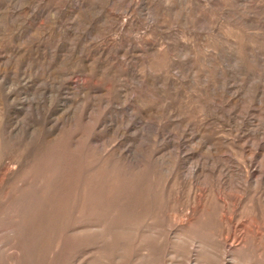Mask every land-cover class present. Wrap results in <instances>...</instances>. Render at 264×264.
<instances>
[{
  "label": "rangeland",
  "instance_id": "rangeland-1",
  "mask_svg": "<svg viewBox=\"0 0 264 264\" xmlns=\"http://www.w3.org/2000/svg\"><path fill=\"white\" fill-rule=\"evenodd\" d=\"M67 202L59 263L145 208L264 264V0H0V224Z\"/></svg>",
  "mask_w": 264,
  "mask_h": 264
},
{
  "label": "bare ground",
  "instance_id": "bare-ground-1",
  "mask_svg": "<svg viewBox=\"0 0 264 264\" xmlns=\"http://www.w3.org/2000/svg\"><path fill=\"white\" fill-rule=\"evenodd\" d=\"M28 207L32 208V204ZM144 209L126 214L120 222L106 223L99 227L103 246L97 253H89L92 250H89L91 246L86 241L82 247L80 245V249L73 250L66 258H62L60 263L59 240L56 239L57 242L53 244L54 256L48 252L52 248L53 234L54 238L59 232L61 235L88 239L92 229L88 216L85 217L82 212V206L80 210L73 211L67 202L59 212L62 216L64 213L68 219L65 223L54 229L52 226L44 229L41 225H32L31 234L28 233L30 229H26V220L28 217H37L36 212L30 211L29 215L9 218V223L0 224V264H53V258L54 264H263L251 254L252 249L247 241L240 248L226 249L222 240L205 232L207 223L200 222L192 227L174 228L175 230L171 227H158L147 223ZM41 235H45L42 242L39 240ZM163 236L175 239V243L168 245ZM193 251L198 256L193 257Z\"/></svg>",
  "mask_w": 264,
  "mask_h": 264
}]
</instances>
